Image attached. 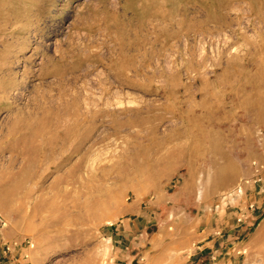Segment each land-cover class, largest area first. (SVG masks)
Returning <instances> with one entry per match:
<instances>
[{
    "label": "rangeland",
    "instance_id": "374dc122",
    "mask_svg": "<svg viewBox=\"0 0 264 264\" xmlns=\"http://www.w3.org/2000/svg\"><path fill=\"white\" fill-rule=\"evenodd\" d=\"M0 71V264H264V0H0Z\"/></svg>",
    "mask_w": 264,
    "mask_h": 264
},
{
    "label": "bare ground",
    "instance_id": "6f19581e",
    "mask_svg": "<svg viewBox=\"0 0 264 264\" xmlns=\"http://www.w3.org/2000/svg\"><path fill=\"white\" fill-rule=\"evenodd\" d=\"M88 54H89V53H88ZM90 55H91V54H90ZM59 56H60V55H59ZM62 56H63V54H62ZM62 56H61V57H62ZM91 56L93 57V55H91ZM91 56H90V58H91ZM61 57H60V58L58 57V58L61 60ZM63 57H64V56H63ZM59 59H58V60H59ZM65 59H66V58H65ZM78 59H79V58H78ZM81 59H83V58H81ZM93 59H95V58H93ZM74 60H75V59H74ZM84 60H86V58H85ZM89 60H90V59H89ZM56 61H57V60H56ZM62 61H63V60H62ZM75 61H77V59H76ZM79 61H80V60H79ZM79 61H78V62H79ZM92 62H93V60H92ZM92 62H91V63H92ZM72 63H73V62H72ZM79 63H80V64H79L78 66H79V68H80L81 63H83V62L81 61V62H79ZM88 63H89L88 65H91L90 62H88ZM96 63H97V62H96ZM58 64H59V63H58ZM68 64H69V63H68ZM68 64H67V65H68ZM70 64H71V63H70ZM83 64H84V63H83ZM85 64H86V63H85ZM67 65H66L65 68H67ZM75 65H77V64L75 63ZM83 66H84V65H83ZM83 66H82V67H83ZM68 67L70 68L69 65H68ZM73 67H74V66H73ZM76 67H77V66H76ZM7 68H8V67H7ZM57 68H58L59 70H61V69H60V68H61V65H60V67H57ZM65 68L63 67V68H62V71H61L60 73L64 72V69H65ZM74 68H75V67H74ZM82 69H83V68H82ZM54 70H55V69L51 70V72H53ZM79 70H80V69H79ZM119 70H120V69H119ZM76 71H77V70H76ZM0 72H1V71H0ZM11 72H12V71H11ZM42 72H43V70H42ZM49 72H50V71H49ZM66 72H67V70H66ZM119 72L121 73V70H120ZM119 72L116 73V74H117V75L119 74V75L122 77L123 74H122V73L120 74ZM5 73H6V72H5ZM5 73H4V74H5ZM9 73H10V72H9ZM27 73H28V72H27ZM71 73H72V72H71ZM71 73H69V74H71ZM45 74H47V73H46V72H45V73H41L40 75L45 76ZM73 74H74V73H73ZM75 74L77 75V78H79V77H78L79 75H78L77 73H75ZM116 74H115V77H117ZM9 75H12V74H9ZM40 75H39V76H40ZM58 75L60 76V74H58ZM66 75H67V74H66ZM0 76H1V75H0ZM68 76H69V75H68ZM70 76H71V75H70ZM72 76H74V75H72ZM120 76H119V78H120ZM9 77H10V76H9ZM62 77L65 79L64 74H63ZM62 77H60V80H61ZM75 77H76V76H74L73 79H75ZM123 77H124V76H123ZM123 77H122V79H123ZM1 78H2V77H1ZM50 78H51V77H50ZM63 78H62V79H63ZM69 78H70V77H69ZM124 78H125V77H124ZM46 79H47V78H46ZM104 79H105V78H104ZM12 80H13V79H12ZM41 80H42V79H41ZM53 80H56V77H55V79H53ZM65 80H66V79H65ZM67 80H68V79H67ZM61 81H63V80H61ZM61 81H58V83L61 82ZM0 82H1V81H0ZM41 82H42V81H41ZM72 82H73V81H72ZM55 83H56V82H55ZM58 83H57V84H58ZM62 83H63V82H62ZM21 84H22V83H21ZM24 84H25V82H24ZM24 84H23L22 86H24ZM44 85H46V84H44ZM59 85H60V83H59ZM2 88H3V87H2ZM23 88H24V87H23ZM57 88H58V85H57ZM21 89H22V88H21ZM1 90H2V89H1ZM8 90H9V89H8ZM14 90H15V89H14ZM6 92H8V91H6ZM10 92H11V91H10ZM59 92H60V91H59ZM61 92H62V90H61ZM11 93H12V92H11ZM6 94H7V93H6ZM19 94H20V93H19ZM12 95H14V94H12ZM15 96H18V95H15ZM20 96H21V95H20ZM46 96H48V95H46ZM13 97H14V96H13ZM18 97H19V96H18ZM10 98H11V97H10ZM12 99H13V98H12ZM17 99H18V98H17ZM39 99H40V97H39ZM70 99H71V98H70ZM49 100H50V99H49ZM36 101H38V100H36ZM36 101H35V102H36ZM41 101H42V100H40V102H41ZM3 102H4V101H3ZM38 102H39V101H38ZM48 102H49V101H48ZM48 102H47V104H48ZM12 103H13V102H12ZM12 103H11V104H12ZM43 103H45V102H43ZM52 103H53V102H52ZM57 103H58V102H57ZM29 104H30V103H29ZM34 104H35V103H34ZM5 105H6V104H5ZM8 105H10V104H8ZM32 105H33V104H31V106H32ZM38 105H39V103H38ZM43 105H44V104H43ZM6 106H7V105H6ZM6 106H5V107H6ZM14 106H15V104H14ZM21 106H22V105H21ZM26 106H28V105H26ZM26 106H25V108H26ZM39 106H40V105H39ZM48 106H49V105H48ZM83 106H84V105H83ZM11 107H12V106H11ZM22 107H23V106H22ZM54 107H55V106H54ZM9 108H10V107H9ZM29 108H30V107H29ZM35 108H36V107H35ZM59 108H60V107H59ZM74 108H75V107H74ZM22 109H23V108H22ZM41 109H43V108H41ZM52 109H53V108H52ZM72 109H73V108H72ZM79 109H80V108H79ZM8 110H9V109H8ZM8 110H7V111H8ZM39 110H40V108H39ZM65 110H66V109H65ZM83 110H84V111H89V109L86 110V109H84V107H83ZM93 110H94V109H93ZM9 111H10V110H9ZM12 111H14V110H12ZM21 111H22V110H21ZM25 111H26V110H25ZM35 111H36V110H35ZM71 111H72V110H71ZM79 111L82 112V109H80ZM84 111H83V112H84ZM103 111H104V109H103ZM5 112H6V111H5ZM22 112H23V111H22ZM26 112H27V111H26ZM75 112H76V111H75ZM83 112H82V113H83ZM90 112H91V110H90ZM92 112H93V111H92ZM92 112H91V113H92ZM8 113H9V112H8ZM8 113H7V114H8ZM26 114H27V113H26ZM33 114H34V113H33ZM50 114H51V113H50ZM80 114H81V113H80ZM80 114H79V115H80ZM86 114H87V112H86ZM112 114H113V113H112ZM94 115H95V114H94ZM19 116H20V115H19ZM66 116H67V115H66ZM91 116H92V115H90V117H91ZM114 117H115V116H114ZM67 118H68V117H67ZM67 118H66V119H67ZM81 118H82V117H81ZM59 119H60V117H59ZM59 119H58V120H59ZM66 119H65V120H66ZM91 119H92V118H91ZM110 119H111V118H110ZM115 119H117V118H115ZM79 120H81V119H79ZM84 120H86V118H85ZM88 120H89V119H88ZM100 120H102V119H100ZM111 120H114V119H111ZM54 121H56V120H54ZM116 121H117V120H116ZM56 122H57V121H56ZM59 122H60V120H59ZM66 122H67V121H66ZM95 122H96V121H95ZM120 122H121V121H119V123H120ZM85 123H86V122H85ZM98 123H99V122H98ZM101 123H102V122H101ZM109 123H110V122H108V124H109ZM119 123H118V125H117L116 127L119 126ZM123 123H124V122H123ZM77 124H78V123H77ZM77 124H76V125H77ZM92 124L95 125L94 123H92ZM102 124H103V123H102ZM112 124H114V123H112ZM120 124H121V123H120ZM61 125H62V124H61ZM98 125H99V124H98ZM98 125H96V126H98ZM104 125H105V124H104ZM104 125H103V126H104ZM53 126H55V125H53ZM79 126H80V125H79ZM79 126H78V127H79ZM96 126H95V128H96ZM85 127H86V125H85ZM90 127H91V126H90ZM93 127H94V126H93ZM100 127H101V126H99L98 128H100ZM104 127H106V126H104ZM114 127H115V126H114ZM114 127H113V128H114ZM61 128H62V127H61ZM95 128H92V130L95 129ZM109 128H110V127H109ZM113 128H111V130H112ZM119 128H120V127H119ZM82 129H83V128H82ZM114 129H115V128H114ZM116 129H117V128H116ZM75 130H76V127H75ZM97 130H98V129H97ZM79 131H81V129H80ZM52 132H53V131H52ZM61 132H62V131H61ZM94 132H95V131L93 130V133H94ZM116 132H118V131H116ZM75 133H76V131H73L71 134L74 135ZM89 133H90V131H89ZM89 133H87V134L89 135ZM91 133H92V132H91ZM91 133H90V135H91ZM76 134H77V133H76ZM78 134H79V133H78ZM88 135L81 136V137L79 138V140H77V145L74 146V149H75V150H77V149H79V147H81V143H83V142H85V141H86V142L89 141V139H90L89 137H91V136H90V135L88 136ZM93 135H94V134H93ZM43 136H48V135H43ZM43 136H42V137H43ZM62 136H64V138H66V137H67V134H64V135H62ZM76 137H77V136H76ZM91 138L93 139L94 136L91 137ZM98 138H99V137H98ZM38 139H39V138H38ZM50 139H51V138H50ZM95 139H96V137H95ZM95 139H94V140H95ZM45 141H46V140H45ZM96 141H97V139H96ZM100 141H101V140H100ZM70 142H71V141H70ZM88 143H89V142H88ZM90 143H91V140H90ZM83 144H84V143H83ZM83 144H82V145H83ZM91 144H92V143H91ZM84 145H85V144H84ZM59 146H60V145H59ZM90 146H91V145H90ZM70 147H71V146H70ZM88 148H90V147H88ZM67 149H68V148H67ZM57 152H58V151H57ZM62 152H64V151H62ZM66 152H67V151H66ZM73 152H74V150H73ZM62 154H63V153H62ZM56 155H57V154H56ZM56 155H55V156H56ZM58 155H60V154H58ZM55 158H56V157H55ZM63 160H64V159H63ZM58 164H59V163H58ZM60 165H62V163H61ZM60 165H59V166H60ZM53 169H54V168H53ZM51 171H52V170H51ZM59 171H60V168H59ZM48 172H49V171H48ZM43 173H44V172H43ZM37 189H38V188H37ZM40 224H41V223H40ZM262 231H263V232H261V233H264V228L262 229Z\"/></svg>",
    "mask_w": 264,
    "mask_h": 264
}]
</instances>
